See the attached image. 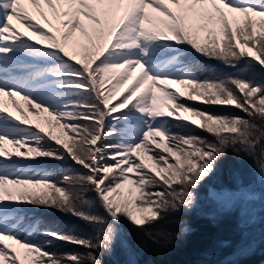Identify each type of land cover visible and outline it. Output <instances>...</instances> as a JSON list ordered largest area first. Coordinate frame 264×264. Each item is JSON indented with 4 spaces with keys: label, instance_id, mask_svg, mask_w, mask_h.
Wrapping results in <instances>:
<instances>
[{
    "label": "snow or ice",
    "instance_id": "snow-or-ice-1",
    "mask_svg": "<svg viewBox=\"0 0 264 264\" xmlns=\"http://www.w3.org/2000/svg\"><path fill=\"white\" fill-rule=\"evenodd\" d=\"M228 150L264 182V0H0V264H138L125 224L151 239Z\"/></svg>",
    "mask_w": 264,
    "mask_h": 264
},
{
    "label": "trees",
    "instance_id": "trees-1",
    "mask_svg": "<svg viewBox=\"0 0 264 264\" xmlns=\"http://www.w3.org/2000/svg\"><path fill=\"white\" fill-rule=\"evenodd\" d=\"M193 56L197 63L221 71H232L216 60L195 53ZM194 131L207 135L199 130ZM255 169L252 159L243 153L237 156L228 150L217 163L213 175L196 190L195 206L174 210L158 224L145 229L152 233L151 239L139 229L125 224L136 248L138 264H257L261 261L264 258V230L259 224L255 226L248 222L235 209L219 207L210 193V188L220 183L228 186L238 182L250 183ZM156 228H163L171 236L156 234ZM251 233L255 234L252 236ZM138 235L146 243V248L139 246L141 241L137 240ZM249 244L252 247L247 255L236 254L238 248ZM57 247L71 246L57 244ZM127 259L117 245L111 256H103V264H125Z\"/></svg>",
    "mask_w": 264,
    "mask_h": 264
},
{
    "label": "rangeland",
    "instance_id": "rangeland-1",
    "mask_svg": "<svg viewBox=\"0 0 264 264\" xmlns=\"http://www.w3.org/2000/svg\"><path fill=\"white\" fill-rule=\"evenodd\" d=\"M16 99L19 100V97H17ZM189 103L192 102L189 101ZM21 104H23L22 101ZM9 108H11L10 104H9ZM31 118L34 121L36 120V117H31ZM39 122L41 123V126L45 128L48 127V125L44 123L42 119ZM52 131L53 134H60V130L56 127H53ZM249 188L253 190L256 194V199L252 203H246L243 200H233L231 203H225L216 199L213 195V192H222V191L238 192L239 190L249 189ZM210 193L213 200L219 207L235 209L239 214H241L244 217V219H247L248 222L256 224L255 226L259 224V226L264 230V199H261L262 194H264V182L261 181L257 169L254 170L250 183L241 184L238 182L232 186H228L220 183L219 185L212 186L210 188ZM251 234L253 236L255 233H251ZM257 264H264V258L261 261H259Z\"/></svg>",
    "mask_w": 264,
    "mask_h": 264
},
{
    "label": "bare ground",
    "instance_id": "bare-ground-1",
    "mask_svg": "<svg viewBox=\"0 0 264 264\" xmlns=\"http://www.w3.org/2000/svg\"><path fill=\"white\" fill-rule=\"evenodd\" d=\"M26 7H28L29 8V11L30 12H32V9H31V6L30 5H26ZM50 19H51V17H50ZM42 22V21H41ZM43 23V22H42ZM173 88H177V87H179V86H177V85H174V86H172Z\"/></svg>",
    "mask_w": 264,
    "mask_h": 264
}]
</instances>
